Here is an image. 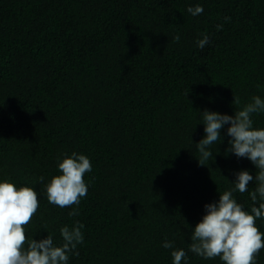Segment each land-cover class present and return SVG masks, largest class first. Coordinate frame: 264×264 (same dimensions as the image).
<instances>
[{
	"label": "trees",
	"instance_id": "1",
	"mask_svg": "<svg viewBox=\"0 0 264 264\" xmlns=\"http://www.w3.org/2000/svg\"><path fill=\"white\" fill-rule=\"evenodd\" d=\"M202 32L211 43L197 48ZM253 94L264 97V0H0V177L34 182L26 240L59 242L61 224H83L68 264H172L163 239L185 249L180 264H224L188 250L191 227L255 165L227 151L223 128L204 163L195 141L201 110L231 114ZM252 118L264 126V112ZM73 149L90 157L91 183L60 207L44 184ZM248 183L234 192L245 207Z\"/></svg>",
	"mask_w": 264,
	"mask_h": 264
},
{
	"label": "clouds",
	"instance_id": "2",
	"mask_svg": "<svg viewBox=\"0 0 264 264\" xmlns=\"http://www.w3.org/2000/svg\"><path fill=\"white\" fill-rule=\"evenodd\" d=\"M186 11L195 16L203 11V5L188 4ZM220 27L222 24L217 23L216 28ZM179 38V33L172 36L173 40ZM195 43L197 48L211 43L208 33H200ZM257 112H264V97L253 94L231 114L208 108L200 114L204 134L195 141L198 163L213 156L209 146L218 137L223 138V128L228 136L227 151L238 158L246 157L255 165L254 176L247 167L235 170L231 186L218 191V198L203 204V213L191 227L188 250L204 258L218 256L224 264H255L256 253L264 247V231L256 223L257 218H264V126H254L252 114ZM56 168L59 172L44 184L47 201L60 207L78 205L91 183V178L83 177L92 168L90 157L75 149L62 152ZM250 180L255 181L254 189L248 190L253 203L245 207L234 192H244ZM33 184L0 177V264H68L69 254L78 255L76 245L83 240V224L78 220L71 225L61 224L59 242H54L49 231L38 239L31 235L26 240L25 225L39 203ZM78 212V208L72 207L68 215ZM172 243L169 239L161 241L163 247L170 248L172 264H180L182 258L187 261L185 249L172 247Z\"/></svg>",
	"mask_w": 264,
	"mask_h": 264
}]
</instances>
